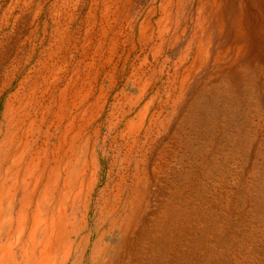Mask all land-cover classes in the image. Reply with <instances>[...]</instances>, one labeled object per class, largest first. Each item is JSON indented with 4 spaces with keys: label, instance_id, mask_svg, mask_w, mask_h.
<instances>
[{
    "label": "rangeland",
    "instance_id": "1",
    "mask_svg": "<svg viewBox=\"0 0 264 264\" xmlns=\"http://www.w3.org/2000/svg\"><path fill=\"white\" fill-rule=\"evenodd\" d=\"M72 112L45 263L264 264V0H0L12 233L25 189L11 180L36 151L48 178ZM35 115L17 167L8 147Z\"/></svg>",
    "mask_w": 264,
    "mask_h": 264
},
{
    "label": "bare ground",
    "instance_id": "2",
    "mask_svg": "<svg viewBox=\"0 0 264 264\" xmlns=\"http://www.w3.org/2000/svg\"><path fill=\"white\" fill-rule=\"evenodd\" d=\"M63 98H64V96H63ZM27 101H25V103H28ZM78 102L79 101H78L77 95L74 94L73 95V103H72L74 110L78 109V108H76V106H78ZM25 103H23V104L21 103V106L23 108L26 107ZM71 114L72 115L70 117L69 123L67 124V127L65 128L64 132L59 136L60 137L59 146H57L55 151L52 152V155H54V158H52L53 159L52 161L50 160L51 161L50 162V165H51V169H50L51 171L50 172L51 173H50V175H48V178L44 180L45 175L43 174V170L39 171L40 170V158H38V157H39L40 152L36 151L35 153H33L34 156L31 155L32 157H29L28 162L25 163V165H23L24 168H21V169H23V174L22 175H14V178L11 180V187L16 188L17 190H19L21 187H23L25 190H24V197L21 199V210L17 213L18 215L16 217L17 221H19V225H18V227L14 233H12L11 231H12V225L14 222V218L12 216V211H13V208L15 205V202H14L15 200L14 199L8 200V203L6 204L5 207L3 206V204H0V235H2L4 232H8L11 234L9 237H7V239H6L7 241L5 242V244L0 245V264H29L28 258L30 257V254L36 260V261L34 260L35 264H47V263H45V259L47 258L46 253L48 254V252H49V247H50L49 243L53 242L54 240L59 239V237H60V235H59L60 230L58 229L59 231H58L57 235L55 236L54 229L56 227H53L54 229L53 228L49 229V224H50V221L53 222V220L55 218L61 217V214H62L61 209L63 206L62 203H64V201H66L65 200L66 197L65 198L63 197L64 200L61 201V203L59 205L60 206L59 210H58L59 214L53 213L52 215H49V210H50L51 203L54 199V194H55L56 190H58L60 187V180H61L60 169H62L61 148L63 147L62 145L64 143V139H66L68 133L71 132L72 133L71 146L73 148V145L75 144L76 140L78 139V135H79V132L77 131V129H78L77 128V122H78L77 115L78 114L77 113L74 114L73 112ZM32 118L33 119L30 120V123L28 124V127L25 130L26 136H25V133L23 134L24 136L22 134H21L22 136H20L21 137V143L19 142L20 144L14 146L12 149H11L12 145H10L8 147V151L11 150L12 152H10V153H12V155H14L13 164H15L17 167H19L21 165V163L19 161H23V160L19 159V158H22L21 157V155H22L21 151L27 150V146L30 145L29 141H25L26 138H28L29 133H31V131L34 130L35 125L38 123L40 125L38 127L39 128L38 131L42 130V124L41 123H43L44 120L38 119L37 115H35ZM19 130H21V129H18V131ZM48 130H50V129H48ZM18 131L17 130L15 131V133L17 132V135H19ZM24 137H25V140H23ZM81 162H83V161H81ZM66 163L69 164L70 162L68 161ZM75 179H78V182L80 180L79 183L78 182L76 183V187H75V189L76 188L78 189V192L75 193V195H78L81 191L80 187L82 185V181H81V179H79V176L75 177ZM73 180L72 181L68 180V183L66 185V188L68 190L66 191V193H69L71 186L75 185V180L74 181ZM21 184H23V185H21ZM39 187H41V189H40L39 193L37 194V189ZM5 189H4V191H5ZM30 218H32L33 221H32V225L29 226V219ZM27 231H28V234H27V239H26L25 233ZM61 232H63V231H61ZM63 234H61V235H63ZM47 236H49V237H47ZM46 239H47V241H46ZM66 245H67V243H66ZM69 246L70 245H68V247L64 246L65 250L68 249V250H66V256L64 257V260L66 259L67 255H69L68 254L69 253ZM14 247L19 248L17 250L18 252L17 251L13 252ZM56 248H57V246H56ZM54 261H56V260H54ZM53 264H55V262H53Z\"/></svg>",
    "mask_w": 264,
    "mask_h": 264
}]
</instances>
